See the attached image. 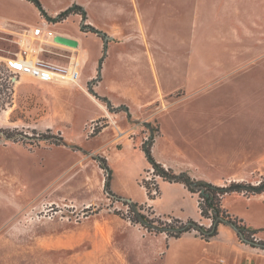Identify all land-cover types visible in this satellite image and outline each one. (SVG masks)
<instances>
[{"label": "crops", "instance_id": "0c3cea01", "mask_svg": "<svg viewBox=\"0 0 264 264\" xmlns=\"http://www.w3.org/2000/svg\"><path fill=\"white\" fill-rule=\"evenodd\" d=\"M40 1L53 17L68 7ZM86 8L87 23L107 36L106 55L105 39L82 29L81 14L53 22L30 0H0V34L7 44L26 53L35 51L40 65L65 76L51 82L66 84L59 95L82 110L87 122L107 117L122 130L134 124L136 136L130 138L122 132L116 135V127L110 123L95 136L100 144L93 149L107 153L110 162L114 152H142L138 132L147 127L141 122L156 123L159 130L152 153L165 167L216 185L252 182L247 177L264 166V116L258 119L257 130H250L245 105L190 101L201 89L224 85L245 89L259 81L264 91V0H97L95 18ZM41 26L53 31L50 40L36 39L35 31ZM48 50L65 58L44 61L41 53ZM14 54L0 57L6 65L29 57L22 51ZM94 79V90L116 107L126 105L132 121L127 111H111L107 102L89 91ZM176 104L178 108L171 111ZM145 166V171L153 170L147 158ZM4 170L7 180L0 184V229L25 207L24 187L9 183L12 176L7 167ZM171 183L196 197L195 219L209 226L211 219L201 214L199 194L183 183ZM29 197L34 199L35 192ZM222 205L248 226L264 230V194L232 192L223 196ZM183 236L199 247L190 251V264H264V250L243 242L231 225L220 224L218 234L210 240L194 232ZM184 257L178 260L184 262Z\"/></svg>", "mask_w": 264, "mask_h": 264}, {"label": "rangeland", "instance_id": "374dc122", "mask_svg": "<svg viewBox=\"0 0 264 264\" xmlns=\"http://www.w3.org/2000/svg\"><path fill=\"white\" fill-rule=\"evenodd\" d=\"M48 1L56 7L79 4L86 12L87 5L92 18L96 17L97 0ZM43 17L47 19L45 15ZM87 20L84 22L82 16L80 22L88 24ZM188 26L191 30L193 22L190 21ZM38 28L44 29L45 33H35L36 39H51L45 27ZM15 51H22L24 55L28 53L32 60L40 57L35 51L26 53L25 49L7 44L0 34V55L15 56ZM59 57L65 58L50 50L41 53V58L48 62ZM7 67L0 57V76L13 87L11 104L7 109L0 110V127L18 129L30 136L33 129L39 132L50 129L55 135L63 136L64 143L57 145L41 141L39 145H33L23 141H2L0 184L6 183L7 171L4 168L7 167L12 176L9 183L25 189V207L0 229V264H190V251L199 249L190 237L183 234V237L175 239L166 233L150 232L140 223L132 222L131 208L123 199L143 204V211L149 217L160 215L165 219L173 216L196 220V197L179 184L159 181L161 177L150 168L145 171L146 155L143 151L114 152L110 162L107 153L96 151L93 147L100 144L95 136L110 123L116 125L114 119L108 122L110 118L102 117L87 122L82 110L59 95L65 83L46 82L28 74L11 73ZM92 81L94 88L97 79ZM255 82V85L249 83L245 89L229 88L231 86L228 85L211 90L201 89L199 96L190 102L245 105L250 130H257L258 119L264 116V91L259 88V81ZM256 92L259 94H254ZM177 104L171 111L178 108ZM128 119L132 121V117L128 116ZM141 124L145 126L144 122ZM131 125L129 130L128 127L122 130L115 126V134L122 132V135L135 137L134 124ZM144 130L138 132L143 143L152 134L155 138L159 129L155 123ZM113 141L116 139L113 138ZM116 143V147L122 148L121 142ZM103 157L112 170L109 183L111 195L105 190L107 172L101 166ZM247 178L252 181L250 183H259L264 179V166ZM143 180L150 183L155 195L153 199L149 198L142 185ZM158 187L159 192L156 191ZM32 192H35L34 199L29 197ZM252 195L257 194L246 196ZM256 237L264 238V230L259 231ZM156 247L163 248L155 252ZM182 255L185 256L184 262L182 258L178 260Z\"/></svg>", "mask_w": 264, "mask_h": 264}, {"label": "trees", "instance_id": "16d2710c", "mask_svg": "<svg viewBox=\"0 0 264 264\" xmlns=\"http://www.w3.org/2000/svg\"><path fill=\"white\" fill-rule=\"evenodd\" d=\"M34 2L42 14L47 17L50 21L58 22L66 19L72 13H81L83 16V21L87 20V12L85 8L79 4H73L56 17L49 16L45 11L43 4L40 0H30ZM83 30H90L97 33L102 38L105 39V33L91 24L84 23L82 25ZM106 41V40H105ZM107 50V41L105 44L104 54L106 55ZM102 65V60L100 66ZM8 70V68H7ZM93 82L89 84V90L95 96L107 102L108 107L111 110L120 111L125 110L128 112V116H131V112L126 105H121L116 107L112 102L106 98L100 96L93 88ZM13 92V87L10 86L7 82V79L0 76V110L7 109L11 104L10 98ZM144 125L151 127L150 122H144ZM33 135L30 136L25 134L18 129H12L10 127H0V145L2 141L11 140V141H23L25 143H32L33 145H39L41 141H48L54 144H63V136L55 135L50 129L46 132H39L36 129L32 130ZM37 140L35 141H26ZM39 141V142H38ZM155 138L153 134L150 136L149 140H146L142 144V150L145 152L146 158L153 168V172L161 177L163 180L169 182H180L185 185V187L193 193L199 194V206L201 209V214L205 218L211 219V224L209 226L201 224L200 222L188 219L183 220L177 217L168 216V219H165L162 216L158 217H149L144 211V205L139 204L131 200L123 199L124 203L128 204L131 208V221L135 223H140L150 232L156 233H166L168 237L179 238L186 232L196 231L198 236L210 240L213 236L217 235L219 232L220 224H228L235 228L239 238L246 243L254 247H258L264 250V239L256 237V234L259 232L258 229L252 228L246 224V222L239 218L238 216L232 215L227 209L222 205L223 196L232 192L244 193L245 195L251 194H262L264 193V179L257 184L250 182H236L233 181L227 185H216L209 181L203 179L193 178L188 172L181 171L175 172L172 168H167L160 162H158L153 153L152 146L154 144ZM35 142V143H33ZM107 172V177L105 181V190L111 195L112 191L110 190L109 183L112 175L111 167L108 164V161L105 157L102 159L101 165ZM142 185L146 188L149 198L153 199L155 197L150 183L146 180H143ZM159 187L156 188V191L159 192ZM118 199V197H115ZM121 199V198H120ZM122 200V199H121Z\"/></svg>", "mask_w": 264, "mask_h": 264}, {"label": "built area", "instance_id": "2783aa9c", "mask_svg": "<svg viewBox=\"0 0 264 264\" xmlns=\"http://www.w3.org/2000/svg\"><path fill=\"white\" fill-rule=\"evenodd\" d=\"M36 35H42L44 34V29L37 28L35 31ZM49 37L51 38L53 36V31L47 32ZM8 70L12 73L18 74H28L33 77L39 78L43 81H55L57 77L65 78V76L57 75L55 71L42 66L39 64L38 58L35 60L29 59V57H22L21 59H17L11 63V65H8Z\"/></svg>", "mask_w": 264, "mask_h": 264}, {"label": "water", "instance_id": "95a60500", "mask_svg": "<svg viewBox=\"0 0 264 264\" xmlns=\"http://www.w3.org/2000/svg\"><path fill=\"white\" fill-rule=\"evenodd\" d=\"M105 40L107 41V36H106V34H105Z\"/></svg>", "mask_w": 264, "mask_h": 264}]
</instances>
